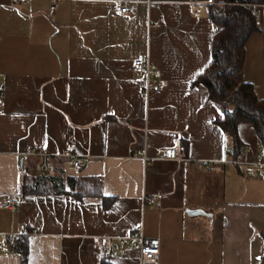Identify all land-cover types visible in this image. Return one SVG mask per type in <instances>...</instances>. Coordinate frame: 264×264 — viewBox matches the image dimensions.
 <instances>
[{"label": "crops", "instance_id": "1", "mask_svg": "<svg viewBox=\"0 0 264 264\" xmlns=\"http://www.w3.org/2000/svg\"><path fill=\"white\" fill-rule=\"evenodd\" d=\"M52 1L0 0V202L15 200L0 207V234L23 225L27 238L24 253L0 247V264H139L131 241L103 253L137 225L159 248L154 264H259L264 153L249 122L234 150L192 84L210 58L212 0H122L126 14L109 0ZM255 4L242 78L264 98ZM142 57L158 78L134 68Z\"/></svg>", "mask_w": 264, "mask_h": 264}, {"label": "trees", "instance_id": "2", "mask_svg": "<svg viewBox=\"0 0 264 264\" xmlns=\"http://www.w3.org/2000/svg\"><path fill=\"white\" fill-rule=\"evenodd\" d=\"M262 1L212 0L208 4L207 15L213 25L209 42L210 58L192 81V84L205 86L207 98L222 115L217 125L231 137L233 148L237 151L242 146L237 137V124L249 122L259 148L264 153V98L256 97L251 84L242 78L244 43L255 29L254 19L245 3ZM261 236L264 246V233ZM26 239L25 235L19 237L15 247L10 250L16 248L24 253ZM259 264H264V247Z\"/></svg>", "mask_w": 264, "mask_h": 264}, {"label": "built area", "instance_id": "3", "mask_svg": "<svg viewBox=\"0 0 264 264\" xmlns=\"http://www.w3.org/2000/svg\"><path fill=\"white\" fill-rule=\"evenodd\" d=\"M114 5V10L119 13L126 14L129 11L128 5H126L122 0H109ZM56 0L52 1L50 5V9L52 10L55 7ZM249 9V12L253 19H256L260 13L256 10L255 3H245ZM194 7V3H191ZM261 15H264L262 13ZM134 68L141 73H144L146 76L149 74H153L156 78L159 77L158 70L151 67L150 62L147 57L137 58L133 62ZM156 89L162 86V81L157 79L153 85ZM146 87H150L149 84ZM1 93V90H0ZM0 113H2V109L0 108ZM226 150V148H225ZM162 157L167 159H172L176 157L175 148H167L162 152ZM67 162L73 168H77L81 166L82 160L80 158H74L71 154H67ZM262 166V173L264 178V161L260 163ZM23 166V158L19 156L17 158V167L21 169ZM41 170L44 171L47 169L46 162L41 163ZM144 201H149L147 196H144ZM15 205V200L11 197H7L4 201L0 202V207L2 208H13ZM35 232V229L31 230V233ZM26 234V229L22 225L19 227L17 232H7L0 234V247L4 249H10L15 247L16 241L19 237ZM126 241H131L138 247V263L139 264H154L158 260L159 256V248L155 241L144 237L142 225H137L134 227L133 231L127 236L120 240V242H113L111 245L103 247V253L108 255L110 258H114L116 256L117 250L121 243H125Z\"/></svg>", "mask_w": 264, "mask_h": 264}]
</instances>
